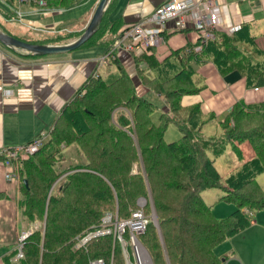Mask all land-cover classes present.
<instances>
[{"label": "trees", "instance_id": "trees-1", "mask_svg": "<svg viewBox=\"0 0 264 264\" xmlns=\"http://www.w3.org/2000/svg\"><path fill=\"white\" fill-rule=\"evenodd\" d=\"M44 1L47 8L68 9L83 0ZM115 2L97 33L79 49L108 48L119 73L90 76L62 108L39 151L17 163L18 204L28 223L39 225L23 241L24 256L14 259L16 247L3 258L5 264H90L98 258L105 264H125L113 233L96 236L82 247L76 244L101 229L107 213L117 211L120 221L131 218L140 208V198L148 200L143 210L151 215L150 194L163 237L151 220L140 238L153 264H224L216 247L250 226L245 209H264V189L257 180L264 173V104L238 102L221 121L214 113L204 114L199 104H182L184 95L203 88L196 72L198 64L208 61L223 75L239 71L248 87L264 86V61H258L264 51L251 30L241 26L231 36L217 30L200 52L193 51L196 44H189L162 61L154 54L126 50L143 86L165 98L169 107L165 109L140 95L137 82L117 58L121 48H114V43L122 21L110 19ZM84 30L46 40H26L6 32L33 43H63ZM215 123L221 132L211 129L207 134L208 126ZM171 124L181 137L166 142ZM245 141L255 156L223 180L210 154L221 156L232 145L242 158L238 144ZM63 144L78 147L86 162L67 163L71 154L63 159ZM210 188L224 189L220 200L235 202L238 209L218 218L202 195Z\"/></svg>", "mask_w": 264, "mask_h": 264}, {"label": "crops", "instance_id": "crops-1", "mask_svg": "<svg viewBox=\"0 0 264 264\" xmlns=\"http://www.w3.org/2000/svg\"><path fill=\"white\" fill-rule=\"evenodd\" d=\"M98 1L83 0L68 9L38 11L31 5H16V2L11 4L7 0H0V27H3L5 32L26 40H46L56 35H67L86 27ZM167 1L116 0L110 19L121 20L122 29L127 24L149 16ZM215 1L220 5L222 12L218 31L231 36L234 32L231 34L228 29L246 26L255 37L258 48L264 51V0ZM13 9H19L21 16ZM68 20L77 21L78 24L71 29L64 26ZM174 21H169V26L167 25L165 43L154 48L152 52H145L146 54H154L162 61L171 52L197 43L199 33L196 29L192 26L185 29H169L176 27ZM107 49L104 46H95L35 57L0 42V147L27 144L40 136L42 129L52 127L62 108L75 97L84 82L93 74H100V64L110 62L111 52H107ZM102 57H105V61L101 60ZM117 58L137 82L140 95L150 99L157 97L159 105H163L165 109L169 108L163 96L143 86L136 74L133 56L129 52L121 48ZM258 61L263 62L264 55L259 56ZM196 76L201 80L203 88L199 93L184 95L182 104H199L204 114L214 113L219 121L223 120L238 102L250 106L264 104V86L248 87L246 77L239 71L223 75L214 62L208 61L198 64ZM238 145L242 150V158L238 157L231 173L255 156V151L248 141ZM214 165L223 179L216 161ZM6 170L0 162V264H5L3 258L18 246L24 234L30 235L34 227L22 215L17 200V182L6 179ZM222 170L223 173L229 171L224 167ZM234 209L232 202L226 201L213 207L218 218L228 216ZM245 211L250 213V226L215 249L224 264H264V209Z\"/></svg>", "mask_w": 264, "mask_h": 264}, {"label": "built area", "instance_id": "built-area-1", "mask_svg": "<svg viewBox=\"0 0 264 264\" xmlns=\"http://www.w3.org/2000/svg\"><path fill=\"white\" fill-rule=\"evenodd\" d=\"M19 4L32 5L33 0H16ZM39 7L38 11H47L49 8L43 0L36 1ZM18 15L22 12L17 9ZM221 7L215 0H168L159 6L147 19V23H138L131 25L126 31L121 32L120 40H116L114 48H123L127 51L139 50L141 52H152L154 48L165 43L164 33L166 23L173 19H178L181 29L192 26L199 33V39L193 47V51L200 52L204 45L215 38V31L220 27L222 21ZM237 26L228 29L229 33L239 30ZM163 34V35H162ZM164 36V37H163ZM105 60V57L104 59ZM43 130L42 135H45ZM44 144V136L38 137L33 141L16 146L13 148H0V162L6 167L5 177L9 181L18 180L17 163L30 159ZM113 221L110 214L103 220L102 229L90 232L85 241L92 236L107 235L112 233L107 225ZM150 218L145 214L143 207L132 212L131 218L127 220H118L115 224V239L118 240L123 248L127 264H152L147 249L141 241L140 236L145 233ZM28 234H24L20 240L17 258H22L23 241ZM91 264H104L103 259L91 261Z\"/></svg>", "mask_w": 264, "mask_h": 264}, {"label": "rangeland", "instance_id": "rangeland-1", "mask_svg": "<svg viewBox=\"0 0 264 264\" xmlns=\"http://www.w3.org/2000/svg\"><path fill=\"white\" fill-rule=\"evenodd\" d=\"M36 1H39V0H33V4L34 5H36L35 7H33V9H36V8H38L39 7V4L36 2ZM44 1V0H43ZM45 2V1H44ZM99 2V1H98ZM16 5H18V1L16 2ZM26 6V5H25ZM13 10H15V9H13ZM93 11V10H92ZM91 11V12H92ZM15 13H17L16 12V10L14 11ZM150 15H152V13L150 14ZM149 15V16H150ZM19 16H21V15H19ZM149 16H145V17H143V18H141L140 20H138V21H136V22H134V23H130V24H127L126 26H124L122 29H120V31H119V38H120V36H121V33L120 32H123V31H126V30H128V29H131L130 28V26L131 25H136V24H138V23H146V24H148L147 23V19L149 18ZM173 20H175L174 22L176 23V27H174V28H172V27H170L169 29H181V27L179 26V24H178V19H173ZM171 21V20H170ZM78 24V22L77 21H73V20H68L67 21V23L65 24V26H67V27H70L71 29H72V27L73 26H75V25H77ZM166 25H168L169 26V21L166 23ZM87 26V25H86ZM86 28V27H85ZM166 29H168V27L166 28ZM165 33H166V31H165ZM165 33H164V36H165ZM163 35V34H162ZM163 36V37H164ZM79 37V36H78ZM77 38V37H76ZM119 38H117L116 40H120ZM165 38V37H164ZM75 39V38H74ZM74 39H72V40H74ZM166 39V38H165ZM71 41V40H70ZM70 41H68V42H70ZM63 43H67V42H63ZM56 44H60V43H56ZM105 56H108V55H105ZM104 59V57H102L101 58V60H103ZM103 61H105V60H103ZM118 72V68H117V66H116V64H114L113 62H112V60H110V62L108 63V62H105V63H101L100 64V66H99V73L101 74V75H104V76H106V75H109V74H111V73H117ZM119 73V72H118ZM152 100H154L155 102H157V103H159V100H158V98L157 97H155L154 99H152ZM117 110V109H116ZM116 110H114L113 111V115L115 114V112H116ZM154 119H155V121H157L158 120V113H156L155 115H154ZM46 130V133H45V135H42V133H43V130ZM44 129H42V131H41V134H40V136H38V137H41V136H44V141L46 140V138L48 137V134L50 133V131H51V127L50 128H48V129H46V128H44ZM211 129H215V132L216 133H220L221 132V128L219 127V126H217L216 124H213V126H211V127H209L208 126V128L206 129V132H207V134H209L212 130ZM37 137V138H38ZM180 137H181V133L179 132V130L177 129V127L174 125V124H171V125H169V127H168V129H167V132H166V134H165V141L166 142H174V141H177V140H179L180 139ZM17 146H20V145H17ZM239 146V145H238ZM13 147H16V146H10L9 148H13ZM0 148H2V147H0ZM60 150H61V156H63V159L64 160H66V157H67V155H69V154H71L70 155V158L71 159H69V161H67V163H69V162H73V163H85L86 162V160H87V158L84 156V154H83V152L78 148V147H70V146H66V145H61V147H60ZM210 156H211V159L213 160V161H216V164H217V167L220 169V171L222 172V174H223V179L225 180L228 176H230L232 173V171L231 170H233L235 167V165H236V163H237V160L239 159L238 157H239V154L234 150V148H233V146L232 145H229L227 148H226V150H225V152L221 155V156H214L212 153L210 154ZM223 167L224 168H226V169H228L229 171H228V173H223ZM241 167V166H240ZM239 167V168H240ZM238 168V169H239ZM238 169H236V170H238ZM235 170V171H236ZM234 171V172H235ZM231 173V174H230ZM230 174V175H229ZM258 182L262 185V187H263V189H264V173L263 174H261V175H259L258 176ZM226 194V191L224 190V189H222V188H210V189H207V190H205V191H203V193H202V195H203V198L205 199V201L207 202V204H209V205H211L212 206V208L213 207H217V204L218 203H221V202H223V201H220V198L223 196V195H225ZM152 198H153V195H152ZM148 201V200H147ZM149 201H150V204H151V194H150V197H149ZM153 201H154V198H153ZM155 203V202H154ZM232 204L235 206V209L231 212V213H233L235 210H237L238 209V206H237V204L235 203V202H232ZM146 205V204H145ZM145 205H143L140 201H139V206L140 207H144ZM156 207V206H155ZM151 210H152V206H151ZM134 211V210H133ZM157 211V210H156ZM116 213H117V211H116ZM115 213V215H113L112 213H107V215L105 216V217H107V216H109L110 214H112V216H113V221L110 223V224H108L107 225V227H108V230H110V229H112V233H113V235H114V240L116 241V239H115V232H114V230H115V224H114V222L116 221V219L118 218V215ZM230 213V214H231ZM250 214V213H249ZM148 216V215H147ZM104 217V218H105ZM149 218H150V221L152 220V212H151V215H149L148 216ZM104 218H103V220H104ZM119 220V219H118ZM152 222H154L153 220H152ZM155 223V222H154ZM38 226L39 224L38 223H36V224H33V226L35 227V226ZM104 227V224L102 223V227H101V229ZM92 232H94V231H92ZM162 232V231H161ZM28 234V233H27ZM91 233H88L86 236H84V237H82V238H79L78 240V243L76 244V247H82V246H85L86 245V243L90 240V239H92V238H94L95 236H92L90 239H88L87 241H85V238L88 236V235H90ZM111 234V233H110ZM108 235V234H107ZM163 236V235H162ZM18 245H19V242H18ZM122 247V246H121ZM122 251H123V248H122ZM123 255H124V251H123ZM124 258H125V255H124ZM15 260H17V259H19V258H17V255H16V257L14 258ZM99 259V258H98ZM94 260H97V259H94ZM94 260H90V264H91V261H94ZM104 264H105V262H104ZM125 264H127L126 263V258H125Z\"/></svg>", "mask_w": 264, "mask_h": 264}, {"label": "water", "instance_id": "water-1", "mask_svg": "<svg viewBox=\"0 0 264 264\" xmlns=\"http://www.w3.org/2000/svg\"><path fill=\"white\" fill-rule=\"evenodd\" d=\"M111 2L112 0H100L84 32L79 37L75 38L74 40H71L70 42L60 43V44L28 42L10 35L9 33L5 32L1 27H0V42L3 45L8 46L12 49L23 51L27 54H32L35 56H45L51 54L71 52L73 50L78 49L80 46H82L85 42H87L97 33V31L101 27L104 15L107 12ZM25 183L29 188V183L27 180H25ZM139 201L143 205L147 203L146 198H140ZM151 206H152V220L158 226L160 235L161 237H163L155 203L152 198V194H151ZM150 260L153 264L151 256H150Z\"/></svg>", "mask_w": 264, "mask_h": 264}, {"label": "bare ground", "instance_id": "bare-ground-1", "mask_svg": "<svg viewBox=\"0 0 264 264\" xmlns=\"http://www.w3.org/2000/svg\"><path fill=\"white\" fill-rule=\"evenodd\" d=\"M148 251V250H147Z\"/></svg>", "mask_w": 264, "mask_h": 264}]
</instances>
